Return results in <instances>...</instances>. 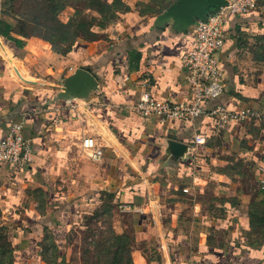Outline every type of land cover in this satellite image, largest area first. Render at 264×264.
<instances>
[{
    "label": "crops",
    "instance_id": "1",
    "mask_svg": "<svg viewBox=\"0 0 264 264\" xmlns=\"http://www.w3.org/2000/svg\"><path fill=\"white\" fill-rule=\"evenodd\" d=\"M101 1H116V11L96 27V40L54 44L20 15L29 2L0 0V140L23 122L33 147L26 167L0 173V227L9 230L14 264H46L47 232L62 252L107 196L112 229L132 237L133 264H264V124L217 130L204 116L162 123L132 109L146 77L158 100L190 98L182 58L209 0ZM218 57L225 92L204 109L264 112V0L226 19ZM88 136L102 160L83 151Z\"/></svg>",
    "mask_w": 264,
    "mask_h": 264
},
{
    "label": "built area",
    "instance_id": "2",
    "mask_svg": "<svg viewBox=\"0 0 264 264\" xmlns=\"http://www.w3.org/2000/svg\"><path fill=\"white\" fill-rule=\"evenodd\" d=\"M228 4L205 20L198 19L193 25L195 46L182 58L186 81L190 88V98L183 102L158 100L149 90L150 79L142 81V93L132 106L133 111L145 119L157 118L162 123L172 120L192 122L204 116L212 119L217 130H223L228 124L256 122L264 124V112L254 108L228 110L217 106L205 110V102L219 98L225 92L224 72L218 54L225 41L226 19L230 15H247L256 9L258 0H227ZM197 136L196 142H203ZM83 151L93 161L104 157V149L94 137L83 139ZM33 147L24 136L23 122H14L6 136L0 140V173L4 166L13 164L24 168L29 164ZM264 188V181L262 182Z\"/></svg>",
    "mask_w": 264,
    "mask_h": 264
},
{
    "label": "rangeland",
    "instance_id": "3",
    "mask_svg": "<svg viewBox=\"0 0 264 264\" xmlns=\"http://www.w3.org/2000/svg\"><path fill=\"white\" fill-rule=\"evenodd\" d=\"M25 1L29 3L18 4L20 15H30L29 21L34 28L39 27L42 30H48L45 33L47 36L45 37L46 41L51 42L52 39H58L76 43L83 39L96 40V27H98V24L105 23L104 20H98L92 11L89 10V6L91 7L94 4L93 0H87L85 4H80L79 0H73V3L66 5L64 3H56L57 0H52L51 3L49 2L51 0ZM34 15H36L35 19L32 20L31 18ZM53 32H59L60 36L64 33L65 35L55 38L51 36ZM68 34H71V36ZM111 204V200L107 196L104 198V203L100 208L88 210L84 214L82 222L72 228L68 236V244L62 252L57 250L52 244V239L47 232L48 241L45 239L44 247L48 245L50 250L45 254L46 264H113L114 258L105 251L109 246L108 244L113 242L111 241ZM254 232L253 238L255 239L257 232ZM4 235L1 242L5 241ZM2 249H6L9 254L11 247L3 245Z\"/></svg>",
    "mask_w": 264,
    "mask_h": 264
},
{
    "label": "trees",
    "instance_id": "4",
    "mask_svg": "<svg viewBox=\"0 0 264 264\" xmlns=\"http://www.w3.org/2000/svg\"><path fill=\"white\" fill-rule=\"evenodd\" d=\"M84 1V0H83ZM52 2V0H51ZM50 2V3H51ZM85 2H87V0H85ZM94 4L93 6H89L90 9L93 10H98V12L100 13V15L103 17L104 22L111 20L115 17V11H116V1L113 4H107L104 3L101 0H93ZM56 3H64L63 0H57ZM65 4V3H64ZM88 4V3H87ZM66 5V4H65ZM106 23H101L98 25H104ZM48 30H42V32L45 34ZM64 34H62V36H64ZM71 36V34H68ZM52 37L55 38H60L62 36H60L59 32H53L51 34ZM60 36V37H59ZM47 37L46 34L44 35V38ZM52 43H67V44H71L74 42H69L67 40H51ZM251 216V228L253 231H256V225L258 222V213L256 211H254L253 209L251 210L250 213ZM256 221V222H255ZM255 233V232H254ZM3 234L4 235V242H1V240H3ZM48 235L50 237H52V234ZM46 239L48 241V238L46 236ZM112 243L108 244L109 246L106 248V252L107 254H110L112 256V258H114V263L113 264H133L132 261V257H131V252H132V237L131 235H129L128 233L119 235L117 233L114 232V230L112 229ZM0 264H14V248H13V244L11 241V237H10V233L9 230L7 228L4 227H0ZM6 245V246H10V253L8 254V251L6 249H2V246ZM57 249V248H56ZM50 250V247H48V245L46 247H44V255L47 254ZM46 260V257H45Z\"/></svg>",
    "mask_w": 264,
    "mask_h": 264
},
{
    "label": "water",
    "instance_id": "5",
    "mask_svg": "<svg viewBox=\"0 0 264 264\" xmlns=\"http://www.w3.org/2000/svg\"><path fill=\"white\" fill-rule=\"evenodd\" d=\"M228 4L227 0H209L206 4L203 11H201L196 18L193 20L192 25L195 24L196 20L203 19L205 20L210 14L218 12L221 7L226 6ZM78 78L81 80L90 79V76L87 72L79 71L77 74Z\"/></svg>",
    "mask_w": 264,
    "mask_h": 264
}]
</instances>
